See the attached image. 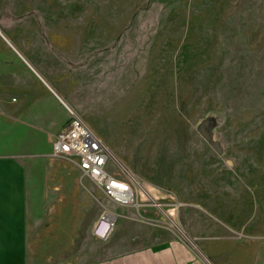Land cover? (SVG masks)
Instances as JSON below:
<instances>
[{
  "label": "rangeland",
  "instance_id": "374dc122",
  "mask_svg": "<svg viewBox=\"0 0 264 264\" xmlns=\"http://www.w3.org/2000/svg\"><path fill=\"white\" fill-rule=\"evenodd\" d=\"M0 29L138 181V206L99 187L87 250L107 210L162 222L145 242L264 241V0H0Z\"/></svg>",
  "mask_w": 264,
  "mask_h": 264
},
{
  "label": "crops",
  "instance_id": "0c3cea01",
  "mask_svg": "<svg viewBox=\"0 0 264 264\" xmlns=\"http://www.w3.org/2000/svg\"><path fill=\"white\" fill-rule=\"evenodd\" d=\"M1 39L0 264H264V241L217 236L193 245L174 235L145 242L163 228L147 219L128 220L105 240L92 228L87 250L82 221L88 205L97 206L99 186L75 161L52 152L69 105Z\"/></svg>",
  "mask_w": 264,
  "mask_h": 264
},
{
  "label": "built area",
  "instance_id": "2783aa9c",
  "mask_svg": "<svg viewBox=\"0 0 264 264\" xmlns=\"http://www.w3.org/2000/svg\"><path fill=\"white\" fill-rule=\"evenodd\" d=\"M69 113L67 126L53 136V155L75 161L115 204L138 206L135 183L138 181L125 180L114 173L110 169L114 156L105 141L77 112L69 109ZM115 218L114 212L105 211L94 228L95 235L107 239L114 228Z\"/></svg>",
  "mask_w": 264,
  "mask_h": 264
},
{
  "label": "water",
  "instance_id": "95a60500",
  "mask_svg": "<svg viewBox=\"0 0 264 264\" xmlns=\"http://www.w3.org/2000/svg\"><path fill=\"white\" fill-rule=\"evenodd\" d=\"M0 33L8 40V42L11 43V45L15 48V50L20 54V56H22V58H24V60L27 62V64L39 75L41 76V78H43V80L52 88V90L57 94V96L63 101V103L65 105L66 102L63 99V97L60 95V93L58 91H56L47 81L46 79L41 75V73L37 70V68H35V66L23 55V53H21V51H19V49L12 43V41L5 35V33L0 29ZM68 106V105H67ZM69 109H71L70 107H68Z\"/></svg>",
  "mask_w": 264,
  "mask_h": 264
},
{
  "label": "bare ground",
  "instance_id": "6f19581e",
  "mask_svg": "<svg viewBox=\"0 0 264 264\" xmlns=\"http://www.w3.org/2000/svg\"><path fill=\"white\" fill-rule=\"evenodd\" d=\"M7 40V39H6ZM8 41V40H7ZM10 43V42H9ZM11 44V43H10ZM14 48V47H13ZM70 107V106H69ZM71 108V107H70ZM117 159V158H116ZM121 165H122V167H123V169L128 173V175L135 181L136 179H135V175H134V173H133V171L132 170H130L129 168H127L125 165H123L122 163H121ZM138 185H139V183H138ZM142 191L143 192H145L149 197H151L152 198V196L147 192V190L145 189V187H142ZM156 205H157V203H156ZM174 225H177L176 223L174 224ZM177 227H178V229H180V231H182L183 232V229L181 228V226H178L177 225ZM211 263V262H210Z\"/></svg>",
  "mask_w": 264,
  "mask_h": 264
}]
</instances>
